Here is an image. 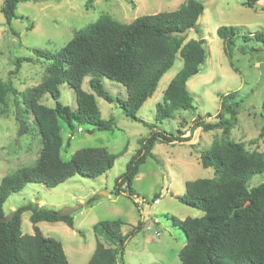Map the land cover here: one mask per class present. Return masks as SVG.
I'll list each match as a JSON object with an SVG mask.
<instances>
[{
	"label": "trees",
	"instance_id": "16d2710c",
	"mask_svg": "<svg viewBox=\"0 0 264 264\" xmlns=\"http://www.w3.org/2000/svg\"><path fill=\"white\" fill-rule=\"evenodd\" d=\"M20 1L27 0H4L2 11L9 25L17 17ZM95 1L86 0L87 7H92ZM256 1L247 0L244 4L253 6ZM204 8L200 0H187L175 10L144 14L129 23L102 15L78 30L60 50L33 49L37 57L49 61L48 75L24 91L19 105L23 103L26 111L32 113L42 148L33 164L20 167L1 179L0 264H71L62 242L46 236L38 223L42 220L64 221L73 226V215L45 207L36 208L33 204L22 205L7 215L4 203L11 193L22 190L29 182L57 186L77 173L97 177L114 166L123 152L113 153L105 147H83L69 159L62 157L61 121L72 133L84 124L98 130L112 129L116 125L113 117H102L96 94L109 102L120 100L125 116L151 128L149 135L140 139V146L127 163L126 170L116 178L114 193H126L133 201V181L147 157L154 156L157 143L188 142L193 140L197 129L221 130L224 135L231 133L238 123V91L221 93V108L215 120L206 121L201 114L196 115L188 135H183L181 129L178 133L162 130L157 123L149 124L138 116V111L153 96L159 81L172 68L178 55L183 58V66L166 88L164 101L157 104L156 119L162 123L165 118H173L178 110L196 109L187 82L200 72L201 64L206 61V39H188L189 34L183 37L170 33L184 31L187 27L200 33L201 26L196 20L203 15ZM217 33L224 40L229 56L240 36L244 40L264 41V32L242 35L240 28L233 25L220 26ZM32 60V57L18 58L12 72L19 71L24 61ZM87 76H90L94 93L83 89ZM102 76L123 84L127 98L121 100L109 93L102 83ZM64 82L75 90L76 110L60 101V84ZM11 93L18 96L16 89L0 80V104H6ZM47 93L56 100L54 107L41 101ZM261 114L264 118V112ZM18 116L27 123L20 112ZM259 136L264 138V120ZM67 143L70 144V139ZM197 144L193 143V147ZM199 157L201 164L205 168L212 167L216 176L188 181L186 193L177 196L183 203L204 212L201 216L184 219L170 217L187 236V243L179 252L180 264H264V182L249 185L255 174L264 172V151L250 150L243 141L215 140L199 151ZM158 197L156 194L154 200ZM25 210H32L33 234L22 231ZM125 224L121 218L97 221L93 226L96 247L85 264H125L126 244L142 230L143 222L140 220L128 233L122 231Z\"/></svg>",
	"mask_w": 264,
	"mask_h": 264
},
{
	"label": "rangeland",
	"instance_id": "374dc122",
	"mask_svg": "<svg viewBox=\"0 0 264 264\" xmlns=\"http://www.w3.org/2000/svg\"><path fill=\"white\" fill-rule=\"evenodd\" d=\"M186 1L96 0L88 8L86 0H27L19 2L17 17L9 25L2 11L4 0H0V80L18 92V96L11 93L7 103L0 104V182L5 175L33 164L42 148L41 135L32 113L26 111L23 103L19 105L24 91L48 75L49 61L37 57L34 48L60 50L78 30L102 15L129 23L144 14L175 10ZM200 1L205 6L201 32L192 28L188 37L200 39L203 35L206 39V61L201 64L200 72L187 82L196 109L178 110L173 118H165L162 123L156 119L157 104L164 101L166 88L183 66V58L178 55L172 68L159 81L153 96L138 111V116L149 124L157 123L162 130L178 133L181 129L183 135H188L196 115L201 114L206 121L215 120L221 108L220 94L238 91V123L228 135L222 134L221 130L197 129L188 144L157 143L154 156L147 157L133 181V201L126 193H114L116 178L126 170L127 163L140 146V139L151 132L150 126L125 116L120 100L109 102L97 94L102 117L116 120L112 129L98 130L93 125L84 124L72 133L61 121L64 159L71 158L83 147H105L110 152L123 153L111 169L97 177L77 173L57 186L29 182L22 190L11 193L4 203V210L9 215L22 205L37 204L73 215V226L64 221L42 220L38 223L46 236L62 242L71 264H85L93 254L96 247L94 224L101 219L115 218L125 221L123 233L130 232L140 220L143 222L142 230L126 244L125 264H180L179 252L187 243V236L170 217L184 219L201 216L204 212L183 203L177 196L186 193L188 181L216 176L212 167L205 168L201 164L199 151L208 148L215 140L229 139L243 141L250 150L264 151V138L259 136L264 120L261 114L264 112V41L244 40L240 36L236 38L232 56H229L224 40L217 33L223 25L238 26L242 35L264 32V0H257L253 6L244 4L247 0ZM21 57H32L33 60L24 61L19 71L12 72L16 60ZM89 79L90 76L84 79L83 89L94 93ZM101 79L113 96L121 100L127 98L123 84L106 76ZM60 89V101L76 110L74 88L64 82ZM41 101L51 107L56 105L49 93ZM18 112L28 120L23 134H19L21 117ZM69 139L70 144L67 143ZM193 143L199 144L193 147ZM261 182H264V172L255 174L249 185L257 186ZM156 194L159 202H154ZM31 214L32 210L22 213L25 234L34 233Z\"/></svg>",
	"mask_w": 264,
	"mask_h": 264
},
{
	"label": "water",
	"instance_id": "95a60500",
	"mask_svg": "<svg viewBox=\"0 0 264 264\" xmlns=\"http://www.w3.org/2000/svg\"><path fill=\"white\" fill-rule=\"evenodd\" d=\"M201 19H202V16L200 15L197 20H196V24L199 25L201 23ZM191 27H187L184 31H173L171 32L170 34L172 36H187L190 31H191ZM20 121V130H19V134H23L25 132V130L27 129V123L23 120V119H19ZM36 208L39 207V205H35Z\"/></svg>",
	"mask_w": 264,
	"mask_h": 264
},
{
	"label": "crops",
	"instance_id": "0c3cea01",
	"mask_svg": "<svg viewBox=\"0 0 264 264\" xmlns=\"http://www.w3.org/2000/svg\"><path fill=\"white\" fill-rule=\"evenodd\" d=\"M204 14V13H203ZM202 21H203V15H202V19H201ZM204 36L202 35V37L200 36V39H202ZM205 39V38H204ZM187 143V142H186ZM188 144V143H187ZM156 146V145H155ZM145 218H148V215H146L145 216ZM33 234V233H32ZM90 259V258H89Z\"/></svg>",
	"mask_w": 264,
	"mask_h": 264
},
{
	"label": "built area",
	"instance_id": "2783aa9c",
	"mask_svg": "<svg viewBox=\"0 0 264 264\" xmlns=\"http://www.w3.org/2000/svg\"><path fill=\"white\" fill-rule=\"evenodd\" d=\"M138 202H143V200H139ZM154 202H159V198L155 199Z\"/></svg>",
	"mask_w": 264,
	"mask_h": 264
}]
</instances>
